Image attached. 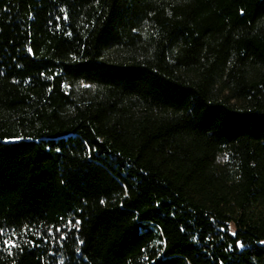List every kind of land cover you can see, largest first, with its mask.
I'll return each instance as SVG.
<instances>
[{
	"label": "trees",
	"instance_id": "trees-1",
	"mask_svg": "<svg viewBox=\"0 0 264 264\" xmlns=\"http://www.w3.org/2000/svg\"><path fill=\"white\" fill-rule=\"evenodd\" d=\"M0 264H264V0H0Z\"/></svg>",
	"mask_w": 264,
	"mask_h": 264
},
{
	"label": "snow or ice",
	"instance_id": "snow-or-ice-1",
	"mask_svg": "<svg viewBox=\"0 0 264 264\" xmlns=\"http://www.w3.org/2000/svg\"><path fill=\"white\" fill-rule=\"evenodd\" d=\"M233 235H235V233H233Z\"/></svg>",
	"mask_w": 264,
	"mask_h": 264
}]
</instances>
